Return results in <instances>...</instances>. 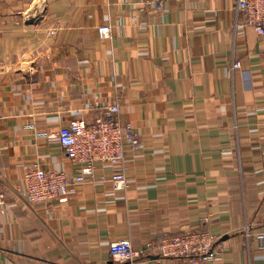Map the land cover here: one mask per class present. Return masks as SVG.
<instances>
[{"label": "crops", "instance_id": "1", "mask_svg": "<svg viewBox=\"0 0 264 264\" xmlns=\"http://www.w3.org/2000/svg\"><path fill=\"white\" fill-rule=\"evenodd\" d=\"M237 1L0 0V264H121L117 241L197 229L221 249L206 264H264V35ZM113 104L142 140L125 188L98 162L74 193L29 205L35 164L77 172L59 130Z\"/></svg>", "mask_w": 264, "mask_h": 264}, {"label": "built area", "instance_id": "2", "mask_svg": "<svg viewBox=\"0 0 264 264\" xmlns=\"http://www.w3.org/2000/svg\"><path fill=\"white\" fill-rule=\"evenodd\" d=\"M167 0H154L157 9L163 8ZM237 8L245 16V23L260 35H264V0H238ZM103 40L113 33L110 25L97 28ZM240 68V64H234ZM120 106H106L92 123L77 120L62 127L58 140L72 167L74 176L65 172L46 171L38 164L27 171L23 179V190L29 205H51L74 193L88 180H94L98 162L119 166L121 169L110 176L100 177L115 190H122L127 183V161L142 146L140 133L130 124L119 120ZM7 203V185L0 174V211ZM218 239L208 230H191L179 235L164 237L158 243L143 248H134L130 241L121 240L111 244L110 257L121 264H160L162 258L184 259L188 264H206L221 258Z\"/></svg>", "mask_w": 264, "mask_h": 264}, {"label": "water", "instance_id": "3", "mask_svg": "<svg viewBox=\"0 0 264 264\" xmlns=\"http://www.w3.org/2000/svg\"><path fill=\"white\" fill-rule=\"evenodd\" d=\"M110 264H113V263H110Z\"/></svg>", "mask_w": 264, "mask_h": 264}]
</instances>
